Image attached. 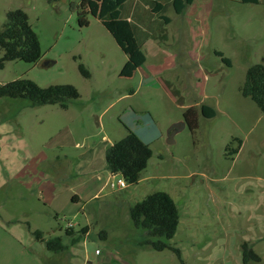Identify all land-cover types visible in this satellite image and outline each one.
I'll return each instance as SVG.
<instances>
[{"label":"rangeland","instance_id":"1","mask_svg":"<svg viewBox=\"0 0 264 264\" xmlns=\"http://www.w3.org/2000/svg\"><path fill=\"white\" fill-rule=\"evenodd\" d=\"M71 1L80 0H0V28L6 11L23 9L42 52L34 63L6 61L0 84L27 78L79 92L66 108L0 98V264H181L170 249L140 245L130 220V205L155 191L168 192L179 209L168 242L180 249L182 264H242L244 241L261 257L250 264H264V113L239 91L246 62L258 60L257 24L245 25L228 5L219 14L223 26L212 13L192 27L165 5L171 25L159 29L164 22L152 14L150 28L170 55L163 61L175 65L141 86L140 74L128 77L127 56L110 32L91 15L79 26ZM189 48L198 57H186ZM158 60L147 54L148 64ZM194 102L197 109L211 104L216 116L201 117L194 131L177 126L168 143L169 127ZM124 125L149 144L147 166L137 183L89 198L110 177L103 151L125 135ZM236 137L240 149L230 154L226 146L238 147ZM74 193L80 201L70 199ZM35 230L45 239L60 236L66 248L48 250Z\"/></svg>","mask_w":264,"mask_h":264},{"label":"trees","instance_id":"2","mask_svg":"<svg viewBox=\"0 0 264 264\" xmlns=\"http://www.w3.org/2000/svg\"><path fill=\"white\" fill-rule=\"evenodd\" d=\"M55 2L59 0H47ZM126 0H80L78 3H70V8L76 11L79 26H87L88 15L98 19L113 36L116 44L125 53L128 66H138L145 61V55L137 44L130 23L120 17L119 7ZM193 0H172V6L176 13H182ZM256 2V0H252ZM163 6L155 3L152 11L165 22L169 17L162 13ZM0 47L3 50L0 56V69L8 60L19 59L25 62H37L41 56V44L35 30L29 23L26 11L15 8L6 11L5 21L0 28ZM221 62L231 65L229 58L217 52ZM78 70L85 77H90L89 70L81 62ZM239 91L243 97L250 98L264 113V64H250L244 74V79ZM79 97L77 88L72 84H51L39 86L33 80L17 78L0 84V98H23L31 105L59 104L66 108L68 101ZM200 113L205 118L215 116L212 106L203 103ZM185 124L191 131L198 127L197 112L193 107H188L183 112ZM125 135L109 144L104 152L106 169L110 173H120L127 184H135L139 181L142 171L146 168L152 150L148 143L144 142L135 131L124 125ZM238 147L226 146L230 154L238 152ZM129 217L135 228L141 231L140 245L151 247L155 250L170 249L183 263L181 251L178 247L168 242L171 239L179 223V209L166 191H155L147 194L141 200L129 207ZM72 227H66V234L72 233ZM83 232V230H81ZM36 239L43 241L45 247L52 251H63L66 245L60 236L45 239L39 230L33 231ZM104 234V233H103ZM242 264L259 262L261 257L246 241L241 243Z\"/></svg>","mask_w":264,"mask_h":264},{"label":"crops","instance_id":"3","mask_svg":"<svg viewBox=\"0 0 264 264\" xmlns=\"http://www.w3.org/2000/svg\"><path fill=\"white\" fill-rule=\"evenodd\" d=\"M63 1H68V0H63ZM71 2L78 3L79 1L78 2L71 1ZM156 2L162 4L163 9L165 5L172 6V0H126L119 7L120 17L123 19H126L130 23L135 40L137 44L141 47L145 55V61L141 65L127 67L130 70L129 71L130 73L127 74L128 77H132L134 76V74H137V73L140 74V79H141L140 85L141 86L142 85L149 86L151 84L150 79L155 74H159L160 72L170 68V66L172 67L173 65H175L174 61L173 62L170 61L169 64H166L165 62L166 60L163 61V58H166L170 55L167 54V50L156 40V31H152L150 28V24H152L153 22V17L151 16L152 14H155L152 11V7L154 6ZM228 5L236 6L234 10H236L237 12H240L241 19H243V23L245 25L246 24H257V26L259 27V32L258 34H256V36L258 37V41L260 43L258 46V50H257L258 60H256L257 58H255L256 62L247 61L246 62V64L248 63L247 66H244L245 71L250 64H253V63L264 64V0H256V2H252V0H193L192 3L189 4L182 13L178 14L175 12V14L178 15L177 18H180V16H183L182 17L183 20H189L191 26L193 27L194 24H197V25L202 24L207 17L212 15V13H217L218 15L215 14L216 15L215 21L216 23H219L220 25L223 26L225 21L220 20L219 14L222 15L225 13L224 10L225 11L229 10L230 8ZM172 21H173L172 18L169 17V22L163 21L164 26H161L159 29H162L163 31H167ZM198 46L199 44H196V47ZM147 54L152 56L155 59H161V61L158 60V62H155V64L154 63L148 64ZM184 55L190 59L196 58L197 56L193 48L187 49L184 52ZM202 86L205 87V82L202 84ZM163 87H165V89H169V86L166 84H163ZM204 97L209 98L210 96L208 97V94L204 92ZM201 104L203 103H200L199 109L196 108L195 102L185 107L186 109L188 107H193L196 110L197 117H198V124H199L200 118L203 117L200 113ZM208 105L212 106L211 104H208ZM214 110H215V116H216L217 110L216 108H214ZM130 112H135V111L133 110V108L130 107ZM182 120L184 121V119ZM127 127L130 128L129 125ZM104 137L106 136H103V138ZM113 141L115 140H110V144ZM106 147L104 148L103 155H104ZM107 179L108 177L102 180L103 182L100 184L99 188L97 189V193L94 194L93 196H90L89 198L94 197L97 194L103 193V191H105L107 188L112 190V188H110L106 184ZM70 199L72 201L78 202L80 201L81 198L77 193H74L70 196ZM81 230H83V232L86 231L85 233L87 234L88 232L91 231V226H89V224H85L80 227V231Z\"/></svg>","mask_w":264,"mask_h":264},{"label":"built area","instance_id":"4","mask_svg":"<svg viewBox=\"0 0 264 264\" xmlns=\"http://www.w3.org/2000/svg\"><path fill=\"white\" fill-rule=\"evenodd\" d=\"M110 177H108V179L106 180V184L114 189V188H124L127 186V182L125 181V179L123 178V176L120 173H110ZM67 227H72L71 223H68L66 225ZM96 253H99L98 249H95Z\"/></svg>","mask_w":264,"mask_h":264},{"label":"water","instance_id":"5","mask_svg":"<svg viewBox=\"0 0 264 264\" xmlns=\"http://www.w3.org/2000/svg\"><path fill=\"white\" fill-rule=\"evenodd\" d=\"M179 125L181 127H183L185 125V122L184 121H181V122L175 123V124H173V125H171L169 127V129H168V138H167V142L168 143L173 142V134L176 132V127L179 126Z\"/></svg>","mask_w":264,"mask_h":264}]
</instances>
